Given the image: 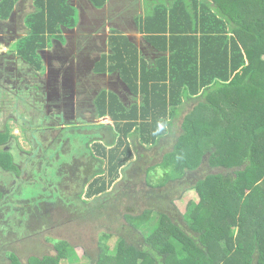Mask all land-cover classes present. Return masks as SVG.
I'll list each match as a JSON object with an SVG mask.
<instances>
[{
    "label": "trees",
    "instance_id": "16d2710c",
    "mask_svg": "<svg viewBox=\"0 0 264 264\" xmlns=\"http://www.w3.org/2000/svg\"><path fill=\"white\" fill-rule=\"evenodd\" d=\"M18 1L3 0V14L8 16ZM35 1L29 33L18 51L38 68V52L61 36L62 27L76 25L77 10L70 0ZM90 1L103 8L108 0ZM156 3V8L147 10L142 29L147 41L168 56L149 62L128 37L115 31L110 38L113 55L103 56L96 66L97 73L119 72L134 96H143V103L128 109L107 91L97 98L99 116L115 121L119 145L110 152L105 175L96 176L86 196L106 195L120 178L119 169L127 159L115 153L123 138L137 134L143 144L158 147L172 120L193 99L197 102L183 121L184 133L157 167L165 173V182L157 186L182 181L205 164L207 155L213 165L220 154L222 167L237 169L191 185L200 201L188 205L184 226L154 210L126 216L139 233L141 225L150 223L143 235L145 248L120 239L115 254H109L106 244L111 237L103 234L96 264H264V0ZM5 129L0 132L3 146L13 138L8 125ZM96 147L97 154L107 158L105 149ZM127 154L133 155L129 146ZM10 157L11 152L0 154V168L18 172ZM55 250L56 256L31 257L27 264L80 262L66 241L56 244ZM10 260L22 264L15 256Z\"/></svg>",
    "mask_w": 264,
    "mask_h": 264
},
{
    "label": "rangeland",
    "instance_id": "374dc122",
    "mask_svg": "<svg viewBox=\"0 0 264 264\" xmlns=\"http://www.w3.org/2000/svg\"><path fill=\"white\" fill-rule=\"evenodd\" d=\"M153 1L157 0H132L128 7V3L122 6L120 0H112V7L105 18L110 21L111 17L118 16V12L126 13L130 10L133 16H142L148 6H158V3L153 4ZM18 3L21 16L36 11L35 0H19ZM75 16L80 20L78 10ZM22 31L23 37H26L28 28L23 26ZM23 42L24 40H18L8 47L18 50ZM50 46L51 42L48 48ZM3 50L6 49L3 47ZM22 95H16L10 89L0 92V132H4L8 125L14 137L11 144L8 142V145H0V154L11 152V163L18 170L9 172L0 168V264H12L10 256H15L22 264H27L31 257L56 256L55 245L63 241L68 242L77 251L80 257L78 264H96L101 251L98 242L103 234H109L111 237L106 244L109 254H115L114 250L120 239L140 250L144 249L143 235H146L150 223L141 225L142 233H139L130 226L126 216L136 217L146 210H154L165 214L174 224L184 226L183 216L188 205L200 201L196 191L189 189L191 185L208 175H228L237 169L222 167L220 154L217 155L219 162L213 165L209 163L207 155L205 164L182 181L169 182L164 187L155 186L165 182V173L161 171L162 167L154 170L151 168L157 165L163 155L174 150L184 133L183 121L197 102L193 99L181 108L177 117L172 120L168 134L161 138L169 139L168 146L149 150L143 148L145 151L142 149L137 154L139 160L134 169L127 165L126 177L131 169L128 173L129 182L123 181L100 201H91L90 207L79 211L83 201L76 199L79 194L76 197L74 194L80 188L82 177L91 174L95 168V163L89 158L92 154L89 148L90 140L86 141L80 134H87V138H90V130L74 131L73 128H67L64 132L60 129H55L52 133L46 130L40 133L39 129L36 131L37 127L54 120L42 121L41 115L38 117L35 109H30L24 103L17 109L20 104L18 98ZM90 115L87 114L79 124H94L89 118ZM32 133L35 134V140L31 138ZM8 146L11 151L7 149ZM63 153L66 154L64 161L61 156L59 160V155ZM72 162L75 163L65 170L64 165ZM149 169L151 170L147 172ZM55 184L60 188L51 186ZM121 189L123 191L120 193ZM87 206L85 203L84 207ZM62 264L67 263L63 261Z\"/></svg>",
    "mask_w": 264,
    "mask_h": 264
},
{
    "label": "flooded vegetation",
    "instance_id": "af4514ba",
    "mask_svg": "<svg viewBox=\"0 0 264 264\" xmlns=\"http://www.w3.org/2000/svg\"><path fill=\"white\" fill-rule=\"evenodd\" d=\"M70 1L78 10L80 20L77 18L73 27H63L61 36L52 39L49 48L38 52L39 56L40 53L43 55L40 56L38 68L24 61L17 49L11 50L12 48L8 47L27 37L28 34L23 37L22 30L24 26L25 29L28 28L29 33L28 22L31 14L21 16L18 2L8 16L0 9V43L5 45H0V92L10 89L16 95L23 94L17 96L20 99L17 109L25 100L30 109H35L38 117L41 115L42 121L54 120L52 124L37 127L36 131L39 129L40 133L45 130L52 133L55 129L64 132L67 128L76 131L74 127L77 126L78 119H84L87 112H93L91 100L100 89L109 88L124 95L125 88L115 76L110 80L105 79L103 74L93 76L90 75L89 68L93 61L97 60L99 53L101 55L107 49L104 44L107 28L120 29L124 24L134 30L131 25V10L126 13L118 12V16L111 17L109 21L105 15L112 7V0L103 8H96L90 0ZM120 1L122 6L128 3L129 7L132 0ZM1 2L3 0H0ZM56 40H59L61 45L54 44ZM95 54L98 56L93 57ZM76 92L87 94V98L76 100ZM90 116L92 118H89L93 119L92 114ZM31 138L35 140V134Z\"/></svg>",
    "mask_w": 264,
    "mask_h": 264
},
{
    "label": "crops",
    "instance_id": "0c3cea01",
    "mask_svg": "<svg viewBox=\"0 0 264 264\" xmlns=\"http://www.w3.org/2000/svg\"><path fill=\"white\" fill-rule=\"evenodd\" d=\"M146 2H148V1H146ZM108 3H109V0L107 1V5H108ZM147 10H153V8L148 6L146 11L144 12V15H142V16L136 17V16L132 15L131 25L133 26V29H134L133 31L129 26H126L124 24H123L122 28H120V29L119 28L114 29L112 27H109L107 29L108 31H107V34L105 35V40H104V44H105L107 49L105 52H103V54L100 55V53H99L97 60L95 62L93 61V63H96V64H95V67L89 68L90 75L97 76L99 74H103L104 78L107 80H110L112 76H115L117 78L116 80L119 81L123 87H124L123 84H125L129 88L128 84L125 83L123 81V79L121 78V74L119 72H113V73H111V72H106V73L95 72L96 66L102 60L103 56L108 57L110 55H113V53H114L111 49V45H110L111 39L110 38H111V35L113 34V32H115V31H119L124 36L128 37L129 41L131 43H133L134 45H136V47L139 49L141 56L143 58H145L146 60H148L149 62L157 61V59H159L160 57H162L164 55L168 56V54H161L160 52H158L157 48L152 43H149L147 41V39L145 38V36H147V34H145L143 32L142 27L144 26V23L142 24V22L144 21ZM145 50H147V51L145 52ZM129 90H130V88H129ZM103 91H107L109 93H113V94L117 95L118 98L120 99V101L128 109L131 108V106L135 105V104L142 106V103H143V96L142 95L138 94L137 96H134L132 91L131 90L127 91L126 88L124 89V95H122L123 93L116 91V92L120 93L121 97L119 94L115 93L113 89L103 88V89H100L98 91V93L92 97V100H91L93 112H90V114H92V116H93V119H91V120L93 121L92 123H94V124L82 126L79 123L83 122V119L82 118L78 119L79 122H78V124H76L77 126L74 127L75 130H79V129L90 130V133H89L90 138H87V137H89V135H87V134H84V133H80V134L83 137V139H86V141H87V139L90 140L89 148H90V151L92 154L89 156V158L91 160H93V162L95 163L94 170H92L90 172L91 174L82 177L81 183H80V188L77 189L75 194H74L75 197L77 194H79V196H78L79 198L77 197L76 199H81L83 201V206L79 207V211L86 210L88 207H90L91 201H94V202L100 201L101 198L106 196L109 192H113V190L118 186V184H122L123 181L126 180L129 182L128 173L131 169L127 172V177H126L125 170L127 168V165H130V167L132 169H134L136 162L139 160L137 158V154L140 151H142L143 148L146 150H149L151 148L157 147V146L156 147H149V146L143 144L141 142V138L137 134H131L126 139L123 138V146L121 147V149L118 153H115L117 155V158L120 157L122 160L127 159L126 163L119 169L120 178L114 183L113 187L108 191V193L106 195H101L98 198H96V197L91 198V199L87 198L86 195H87L89 185L94 181L96 176L105 175V170L107 169V161H108V157H110V152L114 151L116 149V147H118V145H119V135H117V133H116L115 121L110 116H106V117H100L99 116V109L97 108L96 100ZM85 97L87 98V94L85 95V94L80 93V92L75 93L76 100H78V99L80 100L81 98L84 99ZM87 114H89V112H87L86 115ZM149 122H150V120H149ZM86 141H80V142L78 141V142L79 143H85ZM168 145H169V139L165 138V139H162V141L158 147H166ZM128 146L132 151V154H133L132 157L129 156L128 154L126 155V148H128ZM95 147H96V150L98 147H100V148H98L99 150L105 149L103 152H105L107 154V158L100 157L99 154H97V152L95 151ZM60 156L63 158L62 161H64L66 154L65 153L60 154L59 160H60ZM164 156L165 155H163L161 160L157 163V165L151 169H153V170L156 169L162 163ZM86 158H88V157H86ZM117 158H116V160H117ZM76 161H78V160H76ZM73 163H75V162H72L69 165H64L66 167L65 170H67L69 168V166H72ZM151 169H149L147 172H149ZM136 170L138 171V169H136ZM130 176H131V174H130ZM51 186H53V188L54 187L60 188L56 184L51 185ZM155 186H157V185H155ZM122 191L123 190L121 189L120 193ZM55 192H56V190H55ZM97 199H99V200H97ZM88 202H90V203H88ZM85 203L88 205L86 208L84 207ZM76 253H77V251H76Z\"/></svg>",
    "mask_w": 264,
    "mask_h": 264
},
{
    "label": "water",
    "instance_id": "95a60500",
    "mask_svg": "<svg viewBox=\"0 0 264 264\" xmlns=\"http://www.w3.org/2000/svg\"><path fill=\"white\" fill-rule=\"evenodd\" d=\"M55 43H59V44L61 45V42L58 41V40L55 41L54 44H55ZM44 52H49V51H44ZM40 56L43 57L42 53H40ZM94 62H95V61H94ZM92 64H93V65H92L91 67H95V64H96V63H92ZM91 67H90V68H91ZM123 85H124V87L127 89V91H130L129 88L127 87V85H125V84H123ZM114 92L120 95V93H118V92H116V91H114ZM120 97H121V95H120Z\"/></svg>",
    "mask_w": 264,
    "mask_h": 264
},
{
    "label": "clouds",
    "instance_id": "9594fccd",
    "mask_svg": "<svg viewBox=\"0 0 264 264\" xmlns=\"http://www.w3.org/2000/svg\"><path fill=\"white\" fill-rule=\"evenodd\" d=\"M57 41V40H56ZM59 41V40H58Z\"/></svg>",
    "mask_w": 264,
    "mask_h": 264
}]
</instances>
